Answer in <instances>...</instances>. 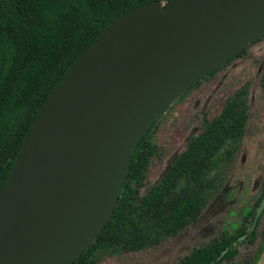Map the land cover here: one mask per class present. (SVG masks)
Here are the masks:
<instances>
[{"label": "water", "instance_id": "water-1", "mask_svg": "<svg viewBox=\"0 0 264 264\" xmlns=\"http://www.w3.org/2000/svg\"><path fill=\"white\" fill-rule=\"evenodd\" d=\"M263 35L264 0L150 1L112 21L46 99L0 190V264L75 261L112 217L141 137ZM263 211L264 196L251 229Z\"/></svg>", "mask_w": 264, "mask_h": 264}, {"label": "trees", "instance_id": "trees-1", "mask_svg": "<svg viewBox=\"0 0 264 264\" xmlns=\"http://www.w3.org/2000/svg\"><path fill=\"white\" fill-rule=\"evenodd\" d=\"M150 1L168 0H0V190L36 115L72 63L117 17ZM246 93L245 88L231 97L221 113L190 140L163 178L141 196L139 190L155 149L151 131L161 116L131 153L112 217L71 264H97L96 253L108 247L139 250L159 244L196 222L207 203L212 185L209 175L221 160L220 154L231 144L227 152L232 155L234 142L244 134ZM263 196L264 190L257 204ZM242 236L253 241L255 230L223 231L195 247L178 264L233 261ZM263 251L264 240L257 255L236 264H257Z\"/></svg>", "mask_w": 264, "mask_h": 264}, {"label": "rangeland", "instance_id": "rangeland-1", "mask_svg": "<svg viewBox=\"0 0 264 264\" xmlns=\"http://www.w3.org/2000/svg\"><path fill=\"white\" fill-rule=\"evenodd\" d=\"M240 53V52H239ZM248 120L236 149L228 155L227 145L221 160L209 175L212 184L207 203L196 222L159 244L139 250L108 247L96 253L97 264H178L195 247L218 237L223 231L234 233L251 228L257 201L264 190V35L235 55L214 73L183 93L162 115L151 131L154 154L151 156L139 194L158 183L177 156L187 148L208 121L217 117L229 99L242 89ZM255 239L242 238L236 264L258 254L264 240V211L255 226ZM257 264H264V251Z\"/></svg>", "mask_w": 264, "mask_h": 264}]
</instances>
